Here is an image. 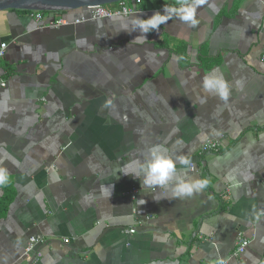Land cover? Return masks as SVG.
<instances>
[{
    "label": "crops",
    "instance_id": "obj_1",
    "mask_svg": "<svg viewBox=\"0 0 264 264\" xmlns=\"http://www.w3.org/2000/svg\"><path fill=\"white\" fill-rule=\"evenodd\" d=\"M126 3L109 20L0 11V264H30L31 235L48 243L38 264H264V0ZM166 5L172 18L136 40L132 19ZM209 139L220 154L201 152ZM153 153L195 171L176 163L149 194L134 174ZM179 181L206 183L173 197ZM239 233L247 249L229 259Z\"/></svg>",
    "mask_w": 264,
    "mask_h": 264
},
{
    "label": "clouds",
    "instance_id": "obj_2",
    "mask_svg": "<svg viewBox=\"0 0 264 264\" xmlns=\"http://www.w3.org/2000/svg\"><path fill=\"white\" fill-rule=\"evenodd\" d=\"M175 10L169 6H164L163 13L156 12L152 17L148 19L133 18V31L139 29L141 35L136 40H146L147 34L153 31H158L161 24H165L172 18V13ZM182 21H191V25L195 26L196 20L194 19V11H188L187 14L179 15ZM126 30V29H125ZM203 88L206 92L217 93L222 99H226L228 96V86L225 82L214 78H205L203 81ZM176 163L185 165L189 168L194 167L189 158L184 156L176 157L175 162L171 157H166L162 154H150L149 158L141 165L142 178L139 175H135V178L140 180L142 191L147 188L150 189V193H155L156 189H164L169 186V182L172 181L175 171ZM7 180L6 170L0 169V183ZM205 181H179L172 189L173 197H191L194 191H199L204 187ZM163 193V192H161ZM153 199L159 202L160 199L157 195L153 196ZM145 203V201H144Z\"/></svg>",
    "mask_w": 264,
    "mask_h": 264
},
{
    "label": "built area",
    "instance_id": "obj_3",
    "mask_svg": "<svg viewBox=\"0 0 264 264\" xmlns=\"http://www.w3.org/2000/svg\"><path fill=\"white\" fill-rule=\"evenodd\" d=\"M163 9H161V13H163ZM132 13L133 11L130 10V8L127 6L126 1H122L119 3V5L116 8H106V7L95 8L92 17L93 19H97V20H109L113 18H127L131 16ZM41 19H42L41 15L37 14L36 20L40 21ZM69 24L70 23L64 18L55 20L50 23L51 27L67 26ZM8 47L9 45L6 43L0 44V60L6 55ZM0 87L1 88L6 87V81L2 78L1 67H0ZM201 152L203 154L205 153L220 154L222 152L221 143L214 141L213 139H209L202 145ZM190 170L192 172L195 171V167H191ZM131 197L134 198L135 194L132 193ZM131 230L132 229H127L125 230L124 233L130 235ZM47 244H48L47 239H45V237L31 235L28 238L27 244L24 248L23 257L25 259H29V262H31L32 264H38L43 257V248L46 247ZM247 246H248V241L244 238L243 234L241 233L237 234L233 246V250L231 252L229 259H238L246 251ZM221 264H227V262H223Z\"/></svg>",
    "mask_w": 264,
    "mask_h": 264
},
{
    "label": "water",
    "instance_id": "obj_4",
    "mask_svg": "<svg viewBox=\"0 0 264 264\" xmlns=\"http://www.w3.org/2000/svg\"><path fill=\"white\" fill-rule=\"evenodd\" d=\"M122 1L127 0H0V11L19 10L67 14L85 8L106 7Z\"/></svg>",
    "mask_w": 264,
    "mask_h": 264
},
{
    "label": "trees",
    "instance_id": "obj_5",
    "mask_svg": "<svg viewBox=\"0 0 264 264\" xmlns=\"http://www.w3.org/2000/svg\"><path fill=\"white\" fill-rule=\"evenodd\" d=\"M118 4V3H117ZM116 4V5H117ZM111 6H113V5H110V6H108V7H111ZM24 12H26V11H24ZM219 204H220V206H222V207H225L226 208V203H224V201H223V199H222V197H219Z\"/></svg>",
    "mask_w": 264,
    "mask_h": 264
}]
</instances>
